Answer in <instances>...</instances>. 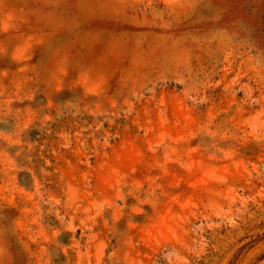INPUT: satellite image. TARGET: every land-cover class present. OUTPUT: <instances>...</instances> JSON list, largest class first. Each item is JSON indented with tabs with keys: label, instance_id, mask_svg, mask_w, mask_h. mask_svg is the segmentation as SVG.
Masks as SVG:
<instances>
[{
	"label": "rangeland",
	"instance_id": "obj_1",
	"mask_svg": "<svg viewBox=\"0 0 264 264\" xmlns=\"http://www.w3.org/2000/svg\"><path fill=\"white\" fill-rule=\"evenodd\" d=\"M0 264H264V0H0Z\"/></svg>",
	"mask_w": 264,
	"mask_h": 264
}]
</instances>
